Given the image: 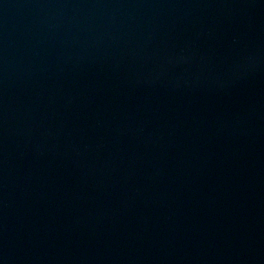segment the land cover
I'll use <instances>...</instances> for the list:
<instances>
[{"label": "water", "instance_id": "water-1", "mask_svg": "<svg viewBox=\"0 0 264 264\" xmlns=\"http://www.w3.org/2000/svg\"><path fill=\"white\" fill-rule=\"evenodd\" d=\"M0 264H264V0H0Z\"/></svg>", "mask_w": 264, "mask_h": 264}]
</instances>
